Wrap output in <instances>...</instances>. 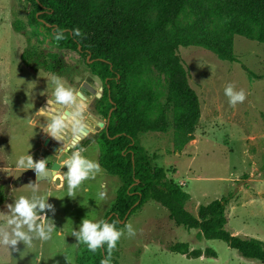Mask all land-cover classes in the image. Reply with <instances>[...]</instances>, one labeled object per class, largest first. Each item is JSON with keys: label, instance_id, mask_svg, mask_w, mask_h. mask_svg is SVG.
<instances>
[{"label": "rangeland", "instance_id": "rangeland-1", "mask_svg": "<svg viewBox=\"0 0 264 264\" xmlns=\"http://www.w3.org/2000/svg\"><path fill=\"white\" fill-rule=\"evenodd\" d=\"M180 22L185 23L182 19ZM26 49L57 53L64 66L79 70L58 76L65 87L74 91L89 76L76 53L60 51L49 42L35 23L27 0H0V186L6 194L0 211H6V203L29 191V183L19 180L27 170L14 167L16 156L28 153L34 161L39 157L47 159L48 165L51 161L49 151L40 149L38 143L39 136L46 135L44 126L49 119L46 115L40 117V112L51 115L46 107L62 110L54 103L47 105V101L54 100L53 75L32 72L21 63L20 55ZM177 54L200 104L194 139L178 152L169 127L165 133L140 134L136 143L152 164L174 172L171 179L190 196L185 204L188 213L195 216L199 206L231 195L226 206V232L264 244V44L235 37L236 62L220 61L211 52L195 47L179 48ZM143 79L156 92L164 93L166 81L162 74L152 72ZM229 83L246 94L245 101L235 107L224 95ZM87 98V112L97 122L105 123L90 109L94 95ZM157 106L155 112L164 107L163 97ZM33 149L36 151L31 153ZM82 155L98 162L97 144L87 145ZM100 183L106 186L103 200L96 197ZM39 188L50 196L48 203L54 211L45 212L57 230L49 241L37 242L23 258L19 252L10 249L9 253L0 247V264H75L78 244L71 236L72 228L77 229L85 217L104 219L119 181L102 170L95 180L85 181L73 198L67 197L65 182L60 188L40 182ZM126 224L133 226L134 236L127 235ZM121 231L124 235L119 240L116 264H260L242 258L222 241L197 238L196 230L176 226L167 211L152 202L124 219ZM177 243L187 244L190 250H212L216 257L188 260L167 250ZM17 248L22 251L23 245Z\"/></svg>", "mask_w": 264, "mask_h": 264}, {"label": "trees", "instance_id": "trees-1", "mask_svg": "<svg viewBox=\"0 0 264 264\" xmlns=\"http://www.w3.org/2000/svg\"><path fill=\"white\" fill-rule=\"evenodd\" d=\"M27 1L49 42L60 51L76 53L83 59L84 70L102 87L100 98H94L90 109L104 122L108 119V124L76 147L95 142L101 169L119 181L103 220L111 214L107 221L121 230L128 212L127 217L152 202L164 208L176 226L196 230L197 238L222 241L242 258L264 264L261 241L225 230L231 195L199 206L196 215H191L185 209L190 196L171 179L174 172L152 164L136 143L140 134L165 133L169 127L178 152L194 139L200 104L177 50L200 48L220 61L236 62L235 37L264 44V0ZM73 28L80 30L79 37L71 34ZM56 30L64 32L62 41L51 39ZM20 61L32 72L62 77L77 71L64 66L57 53L45 50L26 49ZM152 72L164 76L163 94L143 79ZM161 97L164 107L155 112ZM5 201L0 186V206ZM118 244L110 252L111 264H116ZM167 250L188 260L216 257L212 250H190L185 243L173 244ZM105 255H109L106 246L91 252L81 242L75 264H100Z\"/></svg>", "mask_w": 264, "mask_h": 264}, {"label": "clouds", "instance_id": "clouds-1", "mask_svg": "<svg viewBox=\"0 0 264 264\" xmlns=\"http://www.w3.org/2000/svg\"><path fill=\"white\" fill-rule=\"evenodd\" d=\"M73 36L81 35L78 28H73ZM65 38L63 31L56 30L51 39L56 42ZM53 101H47V105L54 103L62 106L64 110H53L45 108L51 113L44 132L57 141L70 133L67 143H62L59 149L61 157H65L60 164L66 171L63 176H53V169L48 167L47 159L34 161L28 153L20 154L14 158L15 169L33 170L37 176V181L29 183L27 194H21L12 199V203L5 204L6 211H0V220L3 225L0 226V247L6 248L10 253L19 252L21 258L33 249L37 242H47L52 238L57 230L53 220L47 215L45 210L54 211V206L48 203L50 197L47 192L40 191L39 183L42 180H52L62 178L66 185L67 197H76L81 191L85 181L95 180L101 173L100 164L82 155L85 151L83 147L77 148L80 140L86 137L92 131V127L97 123L96 118L87 112L88 98L82 91H74L71 87H65L60 78L53 74L52 77ZM100 89H96V95H99ZM224 95L227 97L228 104L235 107L242 104L246 99L243 89L236 90L229 83L224 88ZM105 185L100 183L96 197L98 200L105 198ZM87 191L86 188L83 189ZM124 229L129 236L135 235V229L131 224L124 225ZM124 235L117 226L103 219L83 218L77 229L71 230V236L75 238L77 244L83 243L91 252L106 246L109 255L101 259L100 264H111L110 252L117 245L121 236ZM18 244L23 245V250L17 248Z\"/></svg>", "mask_w": 264, "mask_h": 264}, {"label": "water", "instance_id": "water-1", "mask_svg": "<svg viewBox=\"0 0 264 264\" xmlns=\"http://www.w3.org/2000/svg\"><path fill=\"white\" fill-rule=\"evenodd\" d=\"M100 89L99 91V95H96V89ZM78 91H82L84 93V95H86L87 97H89L90 95H94V98H100L101 93H102V87L99 84V82H97L93 77L86 76L83 80V82L81 83L79 90ZM47 108V107H46ZM62 110L63 107H60ZM51 109V108H50ZM111 112V111H110ZM109 112V115H110ZM43 115H46V117H50V115H48L47 112L43 113ZM108 124V119L105 121V123H101V122H97L95 126L92 127V131L88 133L89 134H96L99 130L103 129L104 126H106ZM87 135V136H88ZM47 136V138H46ZM86 137H83L81 141L85 140ZM70 138V133L65 135L62 138V141H57L54 138L48 136L47 134L45 136H43V141H44V146L46 147V149H48L50 155H51V161L48 165V167L50 169H53L54 171L52 172L53 176H57V172L60 171L62 165L60 164V161L65 157H61V154L59 153V149L62 147V143H67L68 140ZM79 142V143H80ZM21 183H34V182H38L37 181V176L35 174V172L31 169L27 170L26 172H24L22 174V176L19 178ZM129 213V212H128ZM127 213V215H128ZM127 215L124 217V219L127 217ZM112 215H108V217L106 218V221L111 217ZM124 221V220H123ZM123 221L121 222V224L123 223Z\"/></svg>", "mask_w": 264, "mask_h": 264}, {"label": "crops", "instance_id": "crops-1", "mask_svg": "<svg viewBox=\"0 0 264 264\" xmlns=\"http://www.w3.org/2000/svg\"><path fill=\"white\" fill-rule=\"evenodd\" d=\"M39 116L40 117L41 116L43 117V112L42 111L40 112ZM46 138H47V136H46ZM38 143H39L40 149H44V150H47L48 151V149H46V147L44 146L43 135L39 136ZM35 151H36V149H33L31 151V153H34ZM39 159H42V157H39ZM64 171H66V169H64L63 167H61L60 171H58L59 172L58 173L59 174L58 176L62 177ZM41 182H47L49 184H52V186H54L55 184H57V186H59V188H60L62 186V183L64 182V180L62 178H60V179H57L56 181H53L52 182V180L49 181V180L46 179V180H42ZM189 260H192V259H189ZM194 260H196V259H194Z\"/></svg>", "mask_w": 264, "mask_h": 264}, {"label": "flooded vegetation", "instance_id": "flooded-vegetation-1", "mask_svg": "<svg viewBox=\"0 0 264 264\" xmlns=\"http://www.w3.org/2000/svg\"><path fill=\"white\" fill-rule=\"evenodd\" d=\"M87 139V138H86Z\"/></svg>", "mask_w": 264, "mask_h": 264}]
</instances>
